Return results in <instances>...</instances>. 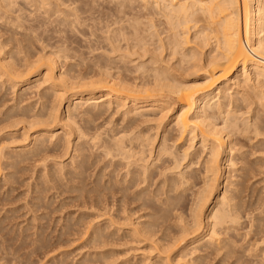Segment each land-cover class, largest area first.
Here are the masks:
<instances>
[{
  "label": "bare ground",
  "instance_id": "1",
  "mask_svg": "<svg viewBox=\"0 0 264 264\" xmlns=\"http://www.w3.org/2000/svg\"><path fill=\"white\" fill-rule=\"evenodd\" d=\"M114 1L119 5L115 8L117 16L124 24H117L119 26H116L114 31L113 28L112 30L107 29L105 36L108 34L111 36L112 31L114 35L104 40H107L106 42L113 51L124 49L121 42L125 41L127 53L118 57L127 58L126 61L131 63L134 62V57L130 55V51L133 50L136 57L142 58L138 52L141 53L143 50V53L152 54L151 58L150 60L148 58L147 63L137 65L135 63L137 70L142 74L134 78V82H127L121 74L115 75L110 71L116 61L114 58L110 59V54H108V60L97 62L98 71L92 68L81 73L84 82L82 78H80L81 84L77 81L79 76L75 80L72 78L75 83L71 81L72 79L70 80L73 86L78 84L77 86L81 88L79 95L69 100L64 114L62 104L68 90L67 87L71 83L66 78L65 70H60L59 73L56 70L61 69V66H58L59 59L62 62V58L68 59L73 55L64 52L52 57L54 56L52 48V51H49L52 56H47V53L44 56V51L43 54L40 52L41 56H39V53L30 50L29 43L13 45L11 48L8 46L6 50L7 45L5 44L11 39L8 36V39L3 40V37L0 39L1 87L15 89L22 76L27 77L40 71L42 67H45L46 71L41 78L37 77L38 79L34 80V84L36 83L34 86L39 90L41 83L50 80V85L45 87L46 92L40 95L41 101L42 98H46L41 103L40 100L36 101L40 103L37 104L39 107H35L30 102L26 103L27 105L24 103L21 105L20 101L5 106L6 103L0 100V107L4 108L0 109L1 131L7 126L10 128L20 124L24 133L27 134L34 126L43 125V130H36L37 127H34L38 132L32 139L33 141H30V143L33 142L32 146L29 149L25 148L27 150L22 154L12 153L7 156L9 152L5 150L8 145L3 144L2 146L4 142H0V169H12L9 170L11 174L9 177L13 178L20 162L43 157L50 151L49 148L58 151L74 146L75 151L82 152L81 150L87 145L94 147L100 150L101 155L106 159V161L103 159L105 162L98 171L99 175H95V181H100L111 167L113 170L108 173L110 178L107 183L105 181L103 188L113 190L117 188L118 182H121L117 191L122 192V199L133 200L138 210L151 209L148 213L146 210V214L142 211V214L138 212L141 215H136L137 219L133 221L129 219V223L124 220L126 224L123 223V225H126V228L121 224V227H115L113 232L118 231L120 234L122 230L124 237H129L138 243L150 244L149 246L156 250V260L153 264H211V261H206L208 258L217 259L220 264H264V154L248 157L247 151L243 150L238 155L241 157V165L233 168L236 163L234 160L236 145L239 147L249 145L252 149L255 144L264 147V138L260 137L253 141L257 136L264 134V0ZM49 2L51 1L0 0V7L11 9L19 3H32V8L36 6L37 9L40 5L44 8L43 5ZM135 2H140L139 5L142 10H146L145 13L133 12L136 8ZM60 3H63L62 0L57 7L59 9ZM64 3L67 5L66 2ZM70 3L68 6L75 4L69 5ZM65 4L63 6H66ZM65 8L68 11L72 10L71 7ZM53 9L52 15H55L56 11ZM0 11L3 12V10ZM77 14L80 13L77 12ZM17 16V20L21 19L20 15ZM146 16L163 18L168 27H159V29L158 22L154 23L153 18L146 19ZM149 20L152 23H149ZM198 21H202L201 25L197 24ZM19 22L21 23L20 20ZM13 24L17 26V23ZM192 26L197 27L193 33H191ZM105 27L108 28V26ZM109 30L111 33H108ZM190 33L196 41L195 45L190 44L192 41ZM211 38H215L214 43H210V47L203 50L201 47L204 43H209ZM151 41L157 45L153 48L159 50V52L156 51L158 54H155V50L153 54L151 48L148 49L149 44L153 45ZM14 49H17L18 53L23 52L24 54L25 52V54H22L23 57L16 58ZM164 49H168L167 53H163ZM92 53L96 52L92 51ZM174 57L176 60L172 62ZM68 60L71 61L70 58ZM127 101L131 104L129 105ZM240 103H245L247 110H241ZM113 107L118 111L123 109L125 115L123 120L125 121L126 117L129 120L125 125H117L116 128L100 132V127L95 125L96 121ZM175 107L178 108L177 113L170 120L169 126H165L164 117L170 109ZM151 113H160L159 120L155 121L156 124L148 128L147 126L137 128L135 116L145 117ZM245 113L248 114L244 115ZM130 114L133 116L129 117ZM59 121L62 123L59 130L50 129ZM73 138H77L75 143H72ZM198 142L200 144L196 146ZM252 154H254L253 150ZM2 158L7 159L6 162L3 163ZM86 160L84 157L80 162L77 161L80 169L85 167ZM75 166L77 168L76 164ZM121 168L125 171L123 175L118 174ZM0 171L3 174L4 171ZM81 173L83 172L76 170L71 178L79 177ZM113 173L121 175L117 183L112 182L111 174ZM44 174L47 175L48 172ZM8 175L5 174L4 177ZM43 177L45 178L44 175ZM64 179L66 180L65 176ZM221 183H223L222 189ZM69 187L66 191L73 188V186ZM121 204L123 202L119 206ZM114 205L113 202L112 208L116 207ZM107 208L109 206L106 210ZM128 209L127 207L125 209V205L124 211L123 207L121 208L123 212ZM130 210L125 213L127 219ZM125 216L121 218L125 219ZM109 218V221H113L111 224H118L119 221H115L114 215L108 216L107 219ZM130 218L132 220V217ZM91 221L89 222L92 223ZM107 226L104 227L107 228ZM100 229L94 230L91 234L92 241L98 244L101 239L104 241V228ZM111 235L115 237L112 232ZM200 246L204 247L205 253L200 252L201 254L194 256V252L198 251Z\"/></svg>",
  "mask_w": 264,
  "mask_h": 264
},
{
  "label": "rangeland",
  "instance_id": "2",
  "mask_svg": "<svg viewBox=\"0 0 264 264\" xmlns=\"http://www.w3.org/2000/svg\"><path fill=\"white\" fill-rule=\"evenodd\" d=\"M50 1L51 2L47 3L48 5L46 4L47 6L45 4L43 5L44 8L42 7V5H40V6H37V9H36V6H34V4H33L34 7L32 8V3H27V4L19 3V5L16 4V6H14L11 9H5L4 8L5 10L0 7V10H3V12L0 11V39H2V37H3V40L5 38L8 39L7 36L11 39L9 42H7L5 44V46L7 45L5 47L6 50H8V46H10V48H11V47H13V45L19 46L20 44L29 43L30 44V50L33 51L34 53H39V56H41L40 52H42V54H43V51L45 54L44 56H46V53H47V56H49V55L52 56V54H50V52L52 51L51 50L52 48L54 50V52H52L54 56H52V57H56L58 54H63L64 52L72 54L73 56L68 57V59L70 58L72 62L69 61L67 58H64V59H66V61L68 60L67 62L63 58H62V62H61V59H59L60 65L58 63V66L59 67L61 66V69L58 68L56 70V72H58V73L60 72V70L61 71L65 70L66 78L69 80L70 83H71V81H73V79L74 80L77 79L78 76L79 77H78L77 81L80 82L81 81L80 78H82V81H83V77H81V73H84L86 70L94 68L96 71H98L97 68L99 66H98L97 62L99 60H101V61L102 60H108L109 59L108 54H110V59L114 58V60L116 61L114 66L110 69V71L112 73H114L115 75L121 74V76H124V78L127 82H134L133 79L142 74V73L141 74L139 73V71L136 68V65L139 63H143V62L147 63L151 58L150 55H152V54L149 55V52L143 53V50H141L142 52L140 53V51H139L138 53L141 54L142 58H139L140 56L136 57V55L133 54L134 50L130 51V55H132L134 57L133 58L131 56L134 59V62L131 63L129 61H126L127 58L124 59V58L118 57L121 54L127 53L125 51V49H126L125 48V41L121 42V44L124 46V49L121 48L119 50L113 51L111 46L106 42L107 40L106 41L104 40V39H106V37H111L112 34L114 35L113 31H114V28L116 29V26H119L121 23L124 24V22H122V20H120V18L117 16V12L115 11V8H117L119 6L118 3H116V1L109 0V2H110L109 3L108 0H105V1L104 0H62L63 3L62 4L60 3V5H61L60 9H62V10L57 8L59 6V2H61V0H57V2H55L56 0L53 2H52V0H50ZM64 2H66L67 5ZM69 2H71L69 5H71L72 3H75V4H72V5H74L73 8H72V5L68 6ZM139 3L140 2H135L134 6L136 8L133 9V12L143 14V13H145L144 11H146V10L145 9L142 10V7H140ZM55 4H58V5H55ZM64 4L66 6H63ZM28 5L29 6L31 5V7H29ZM22 6H23V8L21 9ZM49 6H50V8H49ZM65 7H67V8L71 7L72 10L73 11L75 10V11L73 12L69 8H68L69 9V11H68V10H66ZM53 8H56V9L54 10ZM63 8H65V9H63ZM48 9H50V10H48ZM52 9H53V11H56L55 15L54 14L52 15ZM45 10H47L46 13H45ZM57 11H59V13ZM30 12H32V14ZM48 12H49V14H47ZM69 12H70V14H69ZM77 12L80 13L81 15L77 14ZM60 13H61V15H60ZM29 14H31V16ZM76 14H77V17L75 16ZM16 15H18V16L20 15L19 18H21V19H19V20L21 21V23L19 22V20H17ZM33 15H34V17H33ZM69 16L71 19L69 18ZM113 17L114 18L116 17V18L114 19ZM64 18H65V20H64ZM147 18L148 17L146 16V19ZM150 18H153V17H150ZM150 18H148V19H150ZM77 20L80 23L82 21L81 26H80V23L77 22ZM116 20H117V23L115 24ZM71 21H73L72 22L73 26L71 24ZM112 21H113L115 26L113 25ZM105 22L107 25L105 24ZM153 22L154 23L158 22L157 23V24H159L158 28L159 27L160 28H167L168 27V24L166 23V21L163 18L162 19H158V17L153 18ZM13 23H17V26L14 25ZM108 23H109V25H108ZM149 23H152V21H150ZM201 23H202V21L197 22L198 25H201ZM117 24H119V25H117ZM189 24H193V22H189ZM105 26H108V28H106ZM111 28H113L112 33L110 32V30H112ZM195 28H197V27L192 26L191 33L195 32V30H196ZM89 29H90V31H88ZM107 29H110L108 33H111V36H109V34L105 36V34H107L106 33ZM14 30H15V32H14ZM103 30H104V32H103ZM28 31H30L29 32L30 35H29ZM191 33H190V36L192 37V41L190 44L195 45L196 43H194V42H196V41L193 40V35ZM164 34H165V32H164ZM214 40H215V38L209 39V43H204L203 47H201V48L203 50L208 49L210 47V43H214ZM109 41H111V40H109ZM151 42H153V41H151ZM11 44H12V46H11ZM154 44H155L154 42H153V45L149 44V48H148V46H147V48L148 49L151 48V51H152V52L150 51L151 53H153V50H155L154 51L155 54H158L159 50L155 49L157 45L156 44L154 45ZM88 46H90V47H88ZM153 46L155 48H153ZM57 47H59V48H57ZM61 47L63 49H61ZM34 48H36V49H34ZM104 48H105V50H104ZM14 50L16 51V54L14 53L16 58H18L19 56H22L23 52L18 53L17 49H14ZM87 50H88V52H87ZM102 50H104V51H102ZM106 50L108 51V53ZM92 51L93 52L95 51L96 53H92ZM135 51H136V49H135ZM156 51H158V52H156ZM167 51H168V49L167 50L164 49L163 53H167ZM55 52H58V53H55ZM111 52H112V54H111ZM131 52H132V54H131ZM142 53L145 54L146 56L144 55V57H143ZM24 54H25V52H24ZM135 54H137V53H135ZM106 55H107V57H106ZM36 56H37V54H36ZM36 56H35V58H37ZM73 58H74V60H73ZM148 58H149V60H148ZM175 60H176V57H174L172 62ZM76 61L78 64L76 63ZM140 61H142V62H140ZM87 62H88V64H87ZM67 63H69V64H67ZM135 63H136V65H135ZM76 65L78 66V69H77ZM95 66H97V67H95ZM116 68H117V70H116ZM70 70L72 73L70 72ZM45 71H46V68L42 67L40 71L32 73L31 75H28L27 77L25 75H24L25 77H23V76H22V78L19 77L20 79L19 78L18 79L20 80V82L18 83V85L16 86L15 89H10L9 87L3 88L0 85V98H1L0 100L4 104L6 103L5 106L6 105L9 106L11 103L14 104L17 101L18 102L20 101L21 105L23 103H24V105L26 103L29 104V102H30L35 107H39L37 104H40L46 98V97L42 98V101H41L40 95H43L46 92L45 87L50 85V83H49L50 80L49 79L46 80L43 84L40 82L41 84H40L39 90H38V87L34 86L36 84V83L34 84V80L37 77L41 78ZM73 73H74V75H73ZM83 76H85V75H83ZM191 77H193V76H191ZM27 78H29V79L26 81ZM87 78L88 77H86V79ZM94 78H96V77H94ZM77 81H76V83H77ZM73 82L75 83V81H73ZM81 82H80V84H81ZM67 84H68V82H67ZM77 85L74 84V86H73L71 83V85H69V87H67L68 85L66 86L68 88V90L65 93L66 99L64 98L63 104H62L63 114H64V111H66V109H67V105H68V102L71 99V97L73 99L79 95V90L81 87H78ZM14 90H15V92H14ZM41 90H42V92H41ZM39 92H41V94ZM72 92H73V94H75V96H73ZM38 100H40V103L36 102ZM127 103H129V105L131 104V102H129V101H127ZM254 106L255 105L253 104V108H255ZM239 107L243 111L245 109L247 110V106L245 103H240ZM113 108H111L110 111H108V113L101 116L96 121L95 125L100 127L99 128L100 132L108 131L113 127L116 128L117 125H125L127 123V121L129 120L128 117H126L125 121L123 120L124 116H125L123 114V109H120L118 111V110H116V108H114V109ZM0 109H4V108L0 107ZM177 111H178L177 107L170 109L168 111V114L166 117H164V121H163V124L165 126L166 125L169 126V124L171 122L170 120L172 118H174V115L177 113ZM246 114H248V113H245L244 115H246ZM132 116H133V114L129 115V117H132ZM135 118L137 119V122H136L137 128H146V126L148 128L150 126H153L154 123L156 124V122L159 120L158 118H160V113H158V114L151 113L145 117L135 116ZM148 120H149V122H148ZM62 121L64 122V119H62ZM104 124H105V126H104ZM16 126H11L10 128H9V126H7V128L5 127L6 129L3 128L2 131L0 130V142L1 141L4 142V143H2V146H3V144L8 145L6 150H5L6 152H9L7 154V156L12 155V153H15L14 155H18V153L22 154L24 151L29 149L33 143V142L30 143V141L34 138V136L38 132V131H35V128H34L37 126H34L33 128H31L32 130L29 129V132L27 134L24 133V130H22L23 129L22 125L19 124L18 125L19 127L18 126L16 127ZM42 126L43 125H41V126L39 125L36 128V130H40V129L43 130ZM61 126H62V123L59 121V123L56 122L55 124H53V126L50 129H53L56 131V130H59ZM19 131H22V132H19ZM160 131H161V129H160ZM22 133H24V134H22ZM25 135H27V137ZM262 135L264 136V134H262ZM262 135L257 136L255 139H253V141L258 140V138H260V137L264 138ZM87 138L89 139V137H87ZM11 140H12V142H11ZM75 141H77V138H75V139L73 138L72 143H75ZM256 142L257 141H255V143ZM199 144H200V142H198L196 146H199ZM243 147H244V149H243ZM243 147H241V146L239 147V145H236V148L234 149V154H235L234 160L236 163L234 164L233 168L234 167L237 168L241 165V157H239L238 155L243 150L247 151L248 157H251V156L255 157L257 155H260V153L264 154V152H263L264 147H261V145L255 144L253 146L254 147L253 149L249 145H245ZM25 148H27V149H25ZM84 148H85V149H83L84 152H83V150H81L82 152H80V150L75 151L74 146H71L70 148H68L66 150L61 149L58 151H54V150H51L49 148L50 151H48V153L45 154L46 157L45 156L40 157V158L36 157V158H33V160L30 159L27 161L20 162L18 164V168L16 169L15 173L13 174L14 175L13 178L9 177L11 175L9 173V170L11 171L12 169H9V168L0 169V170L4 171L3 174L1 173L2 171H0V178H1L0 179V256H2V257H0V264H19V262H20V264H78V263L79 264H153V261L156 260V255H155L156 250H154L153 247L151 248V246H149L150 244H148L147 242L146 243H144V242L138 243L137 241L135 242V240H132L129 237H124L122 235L123 234L122 230L120 233L121 235L119 234L118 231L113 232L115 230V227H121V224L124 228H126L125 227L126 225H123V223H125L124 220L126 221V223H129V219H130V221L137 219L136 215H138V216L141 215L142 214L141 211L143 212V214H146L149 211H151V209L146 208V209L138 210V209H136L137 204L135 202H133V200L128 199V198H124V199L121 198L122 192L117 191L118 187L121 185V182H118L117 180H119L120 179L119 177H121V175L124 174L123 173V172H125V171H123L124 169L121 168L122 172L119 169L118 174L121 173L120 176H118V174H115V173L111 174L112 182H116V183L118 182V184L116 185L117 186L116 189L106 190L103 188L105 181L107 183L108 179L110 178V177H108L109 176L108 173L113 170V168L111 169V167L108 168L109 170H107L105 172L104 177H102L100 179V181H98V182L95 181L96 176H97L96 174L99 175L98 171L100 170V167L103 165V163L106 161V159L103 158V155H101L100 150H97L96 148L93 147L94 152L92 153L93 148H91L90 146L87 145ZM16 150H17V152H16ZM89 150H90V152H89ZM252 150H253L254 154H252ZM255 153H256V155H255ZM84 154H85V156H84ZM52 155L54 158L52 157ZM74 155L77 157H75ZM94 155H96V156H94ZM47 156H48V159H47ZM78 156H80L81 159H83L84 157H86V159H87L85 162V167L83 169H80L78 167V162L81 161L80 157H78ZM63 157H65V158H63ZM71 157L72 158L74 157L73 159H75L76 161L73 160ZM60 159H62V160H60ZM103 159L105 161H103ZM6 160L7 159L2 158L1 161L4 163V161L6 162ZM70 160L72 163L70 162ZM93 160H95V161H93ZM75 164L77 165V168H76ZM21 165H22V168H21ZM23 166H24V168H23ZM44 166H45V168H44ZM61 169H62V172H61ZM76 170L78 172H83V173H81L79 177L71 178V175ZM50 171H52V173ZM55 171H56V173H55ZM47 172H48V174H47ZM236 172L238 173V171H236ZM236 172H235V174H236ZM4 173L7 175L9 173V175L7 177L5 176L6 179L4 177V175H5ZM44 173H46L47 175H45ZM41 174H42V176H41ZM43 175L45 176V178L43 177ZM52 176H54V177H52ZM64 176H65L66 180L64 179ZM8 177H9V179H8ZM63 179L65 180V182ZM222 179H223V176H222ZM44 180H46V181L44 182ZM62 181H63V183H62ZM94 181L96 182V184ZM25 182H26V184H25ZM76 182H77V184H76ZM68 183H69V185H68ZM27 184H28V186H27ZM222 184L223 183H221V189H222ZM72 186H73V188L76 187V189L71 188ZM77 186L78 187L80 186V188H78ZM67 187H69L71 189L66 191ZM37 188H38V190H37ZM32 189H34V190L32 191ZM54 189L56 190V192ZM83 197H84V199H83ZM48 198H49V200H48ZM96 198H97V200H96ZM119 198H120V201H119ZM35 202H37L38 205ZM80 202H81V204H80ZM109 202L111 204H109ZM113 202L115 203V205H114V206H116L115 208H112ZM122 202H123V204H121V206H119L120 203H122ZM58 204H59V206H58ZM124 205H125V209H126V207H127V209L129 208L128 210H130L132 208L130 211H132L135 208L134 209L135 211L134 210H133V212L129 211L131 214L128 212V219L126 218L127 214H125L128 210L123 212L124 211ZM108 206H109V208H107V210H106V207H108ZM122 207H123V211L121 210ZM111 208L113 209V211L116 214H114V212H112ZM116 210L119 213L120 219H118L119 216L117 215ZM146 210H147V212H146ZM138 212L141 214H139ZM135 213H137V214H135ZM104 214H105V216H104ZM129 214H130V216H129ZM133 214H134V216H133ZM77 215H79V216H77ZM110 215H111V217L114 215L115 221L116 220L119 221V222H117L118 226L116 224L115 225L111 224L113 221L112 222L109 221L110 218L107 219L108 216H110ZM124 215H126L125 219L121 218ZM116 217H117V219H116ZM130 217H132V220ZM89 221H91L93 223V225ZM108 221L110 222V224ZM107 224H108V226H107ZM99 226L101 227V229H102V227L104 228V230H103L104 231V234H103L104 238L102 237L104 241H102V239H101L99 242L100 245L96 242H93L92 236H91V234L93 233L94 230L100 229ZM104 226H107V228ZM93 227L95 229H92ZM87 228H89V229H87ZM36 230H38V231H36ZM90 231H92V232L90 233ZM110 231L112 232L113 235L115 234V237H113L111 235ZM109 233H110L111 237H110ZM117 235H118V237H117ZM58 246H59V248H58ZM149 247L152 250L149 249ZM54 250H55V252H54ZM150 252H152V253H150ZM200 252L202 254L205 253L204 247L200 246L199 250L194 252V256H195V254H197V255L201 254ZM104 258L107 262L104 260ZM110 259H111V261H110ZM213 260L215 263L213 262ZM206 261L207 262L211 261L210 262L211 264H220V263H218L217 259H213V258H208ZM216 261H217V263H216Z\"/></svg>",
  "mask_w": 264,
  "mask_h": 264
}]
</instances>
